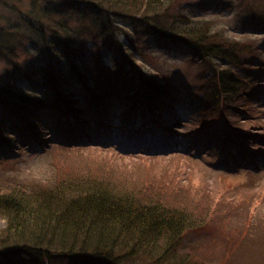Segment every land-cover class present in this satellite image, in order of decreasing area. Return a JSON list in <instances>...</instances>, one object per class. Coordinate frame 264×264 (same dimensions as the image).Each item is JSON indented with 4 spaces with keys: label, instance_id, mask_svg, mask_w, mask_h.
I'll return each mask as SVG.
<instances>
[{
    "label": "trees",
    "instance_id": "16d2710c",
    "mask_svg": "<svg viewBox=\"0 0 264 264\" xmlns=\"http://www.w3.org/2000/svg\"><path fill=\"white\" fill-rule=\"evenodd\" d=\"M178 1L50 0L46 4L42 12L48 18L74 13L87 19L86 24L72 28L67 21L54 22L62 45L53 48L55 43H51L47 54L53 56L52 61L45 62L41 55L38 63L14 64L35 91L18 87L10 72L0 76V167L12 162L4 153L17 155L30 149L40 154L48 150L49 143L58 148L55 159L63 162L64 169H58L57 187L35 192L14 186L0 175V219L5 221V227L0 228V260L23 255L32 258L33 264H49L54 259H66L70 264H211L199 252L208 236L197 235L207 218L195 219L192 212L182 208L183 202L166 206L171 200L160 191L171 188L156 177H152L151 193L147 187L140 189L131 183L129 172L127 179L126 173L124 176L118 171L123 165L131 167L127 158L187 154L191 146L205 147L209 140L220 144L219 138L227 137L212 130L213 119H202L199 129L184 135L183 140L178 138V142L177 136L167 131L170 113L175 112L171 108L175 90L161 75L137 64L140 53L147 57L138 44L139 30L153 38L157 48L185 47L205 66L199 74L203 94L200 113L227 109L228 116L243 113L242 98L264 92L250 76L261 68L256 63L257 49L260 53V44L254 45L256 37L230 40V29L219 24L218 18L197 17L187 5L175 11ZM258 1L264 5V0H230L225 12L247 17ZM215 16L221 17L222 11ZM121 22H130L134 33L126 31ZM29 26L44 37V29ZM88 43L94 53L90 54ZM100 45L114 57L113 66L104 63ZM240 67L241 73L233 70ZM260 114L253 112L263 121ZM117 116L122 121L112 135ZM229 122V145L223 152L240 154L253 168L256 159L264 162V154L258 153V157L249 153L251 145L240 135L244 127L230 126ZM114 138L146 149L137 155L107 146L82 147ZM255 139L264 145V139ZM24 142L30 143L28 148L22 147ZM176 143L183 146L177 154L165 153ZM84 153H95L104 163L85 155L83 164H65L70 155ZM14 172L18 174L17 169ZM185 191H192L191 185L177 190ZM254 211L250 210L244 220L252 231L245 234L250 245L264 242V214ZM211 213L221 218L217 209L211 208ZM219 243L208 242L206 247L217 251ZM223 246L220 264L234 263L230 245ZM252 254L245 253L241 263L250 259L254 264Z\"/></svg>",
    "mask_w": 264,
    "mask_h": 264
},
{
    "label": "rangeland",
    "instance_id": "374dc122",
    "mask_svg": "<svg viewBox=\"0 0 264 264\" xmlns=\"http://www.w3.org/2000/svg\"><path fill=\"white\" fill-rule=\"evenodd\" d=\"M49 3L50 0H0V76H5L8 72L12 73L16 85L24 90L35 91L19 75L20 73L17 72L14 64L23 66L29 62L38 63L41 55L45 62L52 61L53 56L47 54L48 51H51V48H49L51 43H55L53 48L56 44L62 45L59 39L60 36H58L59 28L55 26L54 22L67 21L72 28L81 27L83 23L86 24L85 21L87 19L74 13L48 18L43 14L42 10ZM227 3H230V0H180L176 3L174 10H178L180 5H187L193 9L197 17L218 18L219 24L226 25L230 29V40L249 41L252 35L256 37L257 41L254 45L257 47L260 44V53L259 49H257L256 63L261 65V68L253 70L254 73H250V76L256 80V83L260 84L261 90L264 91V5H261L259 1L256 2L254 11L248 13L247 17H242L238 15V12L236 14L229 11L225 12V7H229ZM221 11V17L215 16ZM29 24H33L38 29H44V37L31 29ZM121 25L126 31L133 32V26L130 22H121ZM53 30L57 33L53 32ZM138 36L140 39V42L138 41L139 47L147 57L145 58L140 53V55L136 56L137 64L142 65L144 70L161 75L164 81L166 80L167 83H170L175 90V99L171 104L173 106L171 108L175 112L173 114L170 113L171 117L168 119L170 126L167 131L175 134L177 136L175 140L178 142L184 139V135H189L195 129H199L203 125L202 119L206 121L213 119L212 130H216L227 137L219 138L220 144L209 140L204 143L205 147L200 144L199 147L197 145L191 146L187 154H177L176 151L183 146L176 143V147H171L170 151H165V153L174 152L177 154L176 156L127 158L131 167L128 166L127 168L126 165H123L124 168H120L118 171L122 174L126 173L127 179H130L127 176L129 172L131 183L138 185L140 189L145 186L148 192L151 193L154 190L151 184L152 177H156L171 188L160 191V194L165 199L171 200L172 204L165 203L166 206H171L176 202H183L182 208L192 212L195 219L201 221L207 218L206 223L197 231V235L205 234L208 236L204 238L208 240L203 242V246L199 251L206 261L211 264H220L224 256L223 245L225 244L230 245L234 257V263L229 264H242L241 257L245 253L250 252L253 253L254 264H264V242L256 245L248 244L245 241V234H252V231L244 225L245 217L250 210L254 209L255 213L261 212L264 214V162L257 161L258 159L255 158L256 170L240 154L234 153L229 156L226 152H223L224 147L229 145L226 140L230 135L227 133L231 129L226 124L230 121V126L242 125L244 127L240 130V135L248 141L249 144L246 143L247 145H251L252 151L249 153L257 156L258 153L260 155L264 154V145L256 143L255 139L259 137L264 139V120H259L258 117L253 116V112L256 114L261 113L260 118L264 119V92H259L249 98L243 97V113L232 112L228 116V109L216 111V113H208L206 111L200 113L199 102L203 94L201 92L199 74L205 71V66L200 64V61L185 47L171 45V47L157 48L153 38H149L150 36L145 31L139 30ZM248 37L249 39H247ZM121 38L125 40L126 36L122 35ZM134 39L132 37V40ZM88 49L90 54L95 51L91 43H88ZM99 50L104 63L108 66H113L115 61L111 53L104 49L102 50L101 45ZM33 54H36L37 57H32ZM91 58L89 57L88 62L93 65L94 62L90 60ZM233 70L241 73L243 68L240 67ZM39 95L43 96L42 93H39ZM121 121L122 117L117 116V122L110 130L112 135H114L113 129L119 126ZM140 125H142V122ZM233 130L238 133L237 129ZM194 137L198 136L194 135ZM235 139L237 138L233 137V140ZM131 143L134 142H126V144L121 145L114 138L104 140L103 144L99 142L85 143L82 147L102 148L107 146L112 150L113 148H118L116 152L120 150L134 154L143 152L146 149L143 145L136 147L131 145ZM21 145L23 148H28L30 143L24 142ZM49 146L48 143V150H44L40 154L34 151L29 152L30 149L17 155L15 153H4V156L8 157L12 162L0 167V175L6 177L5 181L14 186L32 190L33 192L39 191L44 187H57L56 183L59 181L57 180L59 176L58 169L59 167L64 169V166L59 158L55 159L57 157L55 156V151L58 148L55 146L51 147L52 145ZM160 152L164 153L163 150ZM85 155L90 156L94 160L100 159L104 163L103 158L97 157L95 153H84L78 156L70 155L68 160L65 159L67 160L65 164L75 162V165L83 164ZM144 155H147V153L145 152ZM262 159L264 160V157ZM104 168L103 166L101 173ZM15 169L18 170V174L13 173ZM189 182L193 183L194 186ZM187 184L191 185L192 191L177 192L180 187ZM3 188L6 189L5 187ZM211 208L217 209L221 218H215L213 213H211ZM2 227H5V221L0 219V228ZM238 237H240L239 247L236 246ZM208 242H220L216 246L217 251L206 247ZM228 252L226 248V254ZM25 257L20 255L9 261L0 260V264L34 263L32 258ZM248 261L252 264L250 259ZM49 264H70V261L54 259Z\"/></svg>",
    "mask_w": 264,
    "mask_h": 264
}]
</instances>
